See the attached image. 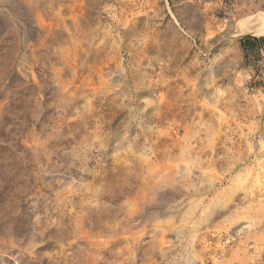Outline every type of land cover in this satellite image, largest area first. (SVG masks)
Returning <instances> with one entry per match:
<instances>
[{"label":"rangeland","instance_id":"rangeland-1","mask_svg":"<svg viewBox=\"0 0 264 264\" xmlns=\"http://www.w3.org/2000/svg\"><path fill=\"white\" fill-rule=\"evenodd\" d=\"M260 13L0 0V147L25 164L0 264H264V48L240 43L264 37L238 36Z\"/></svg>","mask_w":264,"mask_h":264},{"label":"trees","instance_id":"trees-1","mask_svg":"<svg viewBox=\"0 0 264 264\" xmlns=\"http://www.w3.org/2000/svg\"><path fill=\"white\" fill-rule=\"evenodd\" d=\"M254 41V44L248 43V41ZM240 43L245 50V52L252 53L259 50L264 45V38L256 39L253 37H245L240 40ZM8 129V125H4L2 128V136H6L5 132ZM4 133V135H3ZM10 139L7 140L3 137V143L5 146L0 147L4 153H0V180L3 187L0 191V223L4 224L5 215H10V208L14 205L13 192L11 191V186L14 181L23 178V172L25 170V164L23 160L18 159V155H21L24 150L22 141H17V135L13 138L10 134L7 135Z\"/></svg>","mask_w":264,"mask_h":264},{"label":"bare ground","instance_id":"bare-ground-1","mask_svg":"<svg viewBox=\"0 0 264 264\" xmlns=\"http://www.w3.org/2000/svg\"><path fill=\"white\" fill-rule=\"evenodd\" d=\"M238 36L252 35L264 37V13L249 17L238 25Z\"/></svg>","mask_w":264,"mask_h":264},{"label":"crops","instance_id":"crops-1","mask_svg":"<svg viewBox=\"0 0 264 264\" xmlns=\"http://www.w3.org/2000/svg\"><path fill=\"white\" fill-rule=\"evenodd\" d=\"M256 39H261V38H256ZM248 43H250V44H254L255 42L250 40V41H248ZM241 46H242V45H241ZM242 48H243V47H242ZM262 48H264V45L261 47V49H262ZM244 51H245V50H244ZM246 53L248 54L249 52H246Z\"/></svg>","mask_w":264,"mask_h":264}]
</instances>
